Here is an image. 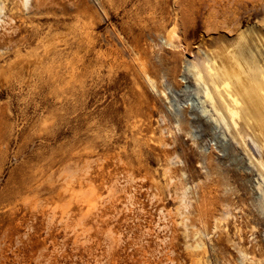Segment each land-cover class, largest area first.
<instances>
[{
	"label": "rangeland",
	"instance_id": "374dc122",
	"mask_svg": "<svg viewBox=\"0 0 264 264\" xmlns=\"http://www.w3.org/2000/svg\"><path fill=\"white\" fill-rule=\"evenodd\" d=\"M238 32L264 0H0V264H264V147L192 76Z\"/></svg>",
	"mask_w": 264,
	"mask_h": 264
},
{
	"label": "bare ground",
	"instance_id": "6f19581e",
	"mask_svg": "<svg viewBox=\"0 0 264 264\" xmlns=\"http://www.w3.org/2000/svg\"><path fill=\"white\" fill-rule=\"evenodd\" d=\"M254 35L263 45L264 38L257 33ZM246 36L243 32H238L236 39L227 43L228 47L225 49L228 51L221 53L226 56L220 64H217L215 57L213 60L204 55L200 62H193L195 70L192 76L202 90L207 112L223 120L230 138L243 144L248 142L249 138V142L254 146L259 147L260 144L264 147V121L251 116L250 113V107L264 113V54L254 48V44ZM216 54L220 55L218 52ZM229 78L234 80L232 85L226 81ZM243 95L250 101L247 102L249 105L242 104L240 96ZM256 166L262 170L260 163L257 162ZM69 189L72 190L68 183L62 187L63 192ZM252 264H255V261H252Z\"/></svg>",
	"mask_w": 264,
	"mask_h": 264
}]
</instances>
